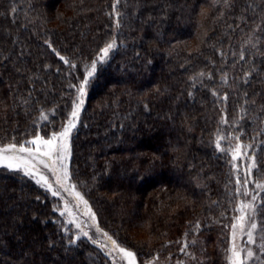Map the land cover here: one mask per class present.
I'll use <instances>...</instances> for the list:
<instances>
[{"label":"trees","instance_id":"trees-1","mask_svg":"<svg viewBox=\"0 0 264 264\" xmlns=\"http://www.w3.org/2000/svg\"><path fill=\"white\" fill-rule=\"evenodd\" d=\"M113 39L87 84L70 178L136 264L194 235L220 264L238 196L220 135L238 132L264 169V0H0V146L59 132ZM60 202L0 167V264H112L74 241ZM258 202L264 218V191ZM143 219L152 241L131 232Z\"/></svg>","mask_w":264,"mask_h":264},{"label":"snow or ice","instance_id":"snow-or-ice-1","mask_svg":"<svg viewBox=\"0 0 264 264\" xmlns=\"http://www.w3.org/2000/svg\"><path fill=\"white\" fill-rule=\"evenodd\" d=\"M117 2H119V0H117ZM115 8L116 5L114 4L113 9ZM116 46V40L113 39L100 50L101 55L98 56L96 60L92 61L86 72V77L79 87V96L77 97V100L73 102L72 110L68 115L67 122L62 126V129L59 132L54 131L47 138L39 133H36L32 139L20 143L19 146L15 142L0 146V167L7 168L12 171H20L23 172L25 176L34 178L35 182L45 187L49 192H51L52 196H59L61 189L65 192H71L75 199L84 205L87 210L85 214L89 215L93 220L95 219V215L88 207V202L78 191H75V185L67 183L70 179L68 170V161L71 156L70 137L73 130L77 126V121L79 120L80 111L84 103L83 97L86 94L85 86L89 83V78L94 76L97 70V63L104 62L105 58L108 57L109 52ZM60 59L64 60V57L61 56ZM40 118L41 120L46 121L48 116L42 112ZM224 122L226 123L227 121ZM220 139L221 138H218L216 142V147L218 149H221ZM28 145H31V147ZM243 147L246 146L238 144L234 149H231L233 161H236L241 156L246 155V153L241 151ZM221 150L223 151L224 149ZM249 159H251L252 162L247 167V176L251 177L252 171L257 167V165L254 157H250ZM233 166L236 167L235 164ZM40 167L47 169L54 175L55 184L58 185L57 188H54L53 183L49 182V177L40 171ZM236 183L237 185L241 184L239 177H237ZM248 183L249 179L245 178L243 180V185L245 186L243 195L245 196L250 195V193L246 190V185ZM255 187L256 189L264 191V183L257 181L255 183ZM257 200L258 196L252 195L250 202H242L237 209V211L240 212V215L234 218L235 222L231 225L232 243L230 248L227 250L230 253L227 257L229 264H246V259L242 258L244 249L239 248L235 241L239 232L241 236L247 237V243H255L253 233L257 229V223L252 220V217L255 215V202ZM65 213L69 216L73 215V212L68 207L67 203H65L64 210L60 212V215H65ZM70 222L75 223L74 220ZM76 227L80 228V225L77 224ZM97 231L100 230L97 229ZM81 232L83 236H88V232H85L82 229ZM103 235L111 242L113 250L121 254V259L126 260L127 264H136L135 253L118 245L117 242L113 240L112 237L108 236L107 233H103ZM77 239H79V237H77ZM93 242L95 243V241ZM261 247H264V245H261ZM186 248L187 245H185L181 251H185ZM246 257H253V252L250 249L247 250Z\"/></svg>","mask_w":264,"mask_h":264},{"label":"rangeland","instance_id":"rangeland-1","mask_svg":"<svg viewBox=\"0 0 264 264\" xmlns=\"http://www.w3.org/2000/svg\"><path fill=\"white\" fill-rule=\"evenodd\" d=\"M91 63L92 62L87 64L86 66L87 70L90 67ZM86 72L84 74V78L80 80V85L86 77ZM85 93L86 94L83 97L84 99L83 106L87 99V85L85 86ZM78 96H79V91H78L77 97ZM81 111H80V114H81ZM79 121H80V116H79V120L77 121V125L79 124ZM71 137H72V134H71ZM71 137H70V145H71ZM220 138H221L220 139L221 147L227 148L230 152H231V149H234L238 144L246 146L241 149V151L243 153H246V155H243L240 158H238L236 161H233V165L234 164L236 165V167H234L235 171H233L235 174V179L237 180V177H239L241 180V184L240 185H237V183L235 184L237 187L236 192L238 196L236 199V213L231 218L232 220L231 225L235 222L234 218L240 215V212L237 211L240 204L242 202L243 203L250 202L251 196L257 195L258 200L255 202V205H256L255 215L252 217V220H254L257 223V229L253 233L255 243H251V244L247 243V237L241 236L239 232L237 234L235 243L239 248L244 249V252L242 253V258L246 259V264H264V247H261V245H264V218H262L261 215L258 214V203H259L258 201H259V197L261 194V190L256 189L255 187V183L257 181L260 183H264V169L263 170L260 169L256 161V158H255L257 167L253 169L251 177H248L247 167L252 162L251 159L249 158L254 157L252 155V150H251L250 145L247 143V141H245L242 138V136L239 135L238 132L236 133L232 131L229 133L223 132L220 135ZM28 146L31 147V145H28ZM68 168H69V161H68ZM40 171L49 177V182L53 183L54 188L58 187V185L55 184V177L52 173H50L47 169H44L43 167H40ZM245 178L249 179V183L246 185V190L250 193V195L248 196L243 195V192L245 191L243 180ZM67 183L74 185L71 178L69 179ZM75 191H78L76 187H75ZM59 197H60L61 202L58 203V211L59 212L63 211L65 203H67L68 207L73 212L72 216H69L67 213H65V215H62V221H63L64 228L73 234L74 241H77V237L80 238L83 236L81 232V229H82L83 231L88 232V236H87L88 239H90L92 242L95 241V244L100 246L102 250L111 257L112 264H127V261L121 259V254L113 250V246L111 242L108 241L107 237L103 235V233H107L108 236L112 237L107 231H105L99 225L96 216H95V219L93 220L89 215H86L85 213L87 210L85 209L84 205L82 203H79L71 192H65L63 191V189H61ZM88 207L91 209V212L94 213L89 204H88ZM73 220L75 221V223L70 222ZM77 224L80 225V228L76 227ZM149 226H150L149 220L143 219V221L140 222L139 225H136L134 228L131 229L132 230L131 232H134V234H136V237L142 240L152 241L154 239L149 233V230H150ZM97 229H99L100 231H97ZM112 239L115 240L118 245L123 247L116 239H114L113 237ZM231 243H232V237H231V229H230L228 242L226 244L220 242L219 244L215 245V247L217 246V252L220 255V264H229L227 257L228 255H230V253L227 250L230 248ZM203 244H204L203 249H200L199 245H203ZM185 245H187V248L185 249V251H181V249L184 248ZM209 246L211 247L209 242L204 240L203 237H199L197 235H194L193 237L184 236V239L181 241V244L179 246L177 253L171 252L167 255L154 254L153 257H151L149 261H147L146 264H203V263L212 264L213 258L211 256L212 252L209 251L210 249ZM126 249L134 253L133 250L129 248H126ZM249 249L253 252V257L251 258L246 257V252Z\"/></svg>","mask_w":264,"mask_h":264}]
</instances>
